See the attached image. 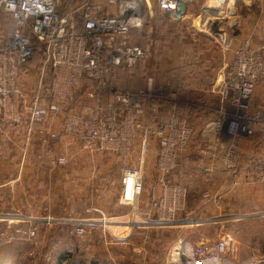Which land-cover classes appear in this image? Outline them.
<instances>
[{"label":"built area","instance_id":"1","mask_svg":"<svg viewBox=\"0 0 264 264\" xmlns=\"http://www.w3.org/2000/svg\"><path fill=\"white\" fill-rule=\"evenodd\" d=\"M155 4L171 17L179 8V0H155ZM141 5L140 0H106L105 4L82 0L75 6L65 5L64 0H0V8L13 20L12 32L5 40H0V131L24 121L27 115L26 134L28 137L34 134L38 145L47 146L59 133L44 126L33 127L34 124L64 112L74 94L81 87L86 88V95L94 100V105L85 115L65 112L60 133L89 154L111 153L126 160L136 155H132L134 147L140 145L137 161L126 166L120 176L119 201L130 204L135 210L142 194L146 141V126L140 113L144 107L156 114L164 102L154 100L145 105L142 90L132 92L114 86L109 77L117 67L131 66L145 53L142 46L128 39L129 31L141 21ZM220 39L223 48H231L229 34L222 32ZM35 59L40 60V75L48 66L49 83L46 92L44 85L39 83L29 94L21 80ZM263 79L264 43L255 46L247 41L239 43L233 48L231 60L217 86L221 116L206 123L201 131L207 154L213 147L222 150L220 160L225 170L235 172L237 138L253 135L258 124L264 129V113L251 109V96ZM101 97L105 99L100 101ZM168 98L171 102L167 103V115L153 129L157 140L155 169L160 192L152 207H158L161 212L156 224L172 223L175 213L182 208L187 190L170 182L169 176L195 132L186 110L177 105L173 96ZM223 106L230 108L233 114L224 113ZM139 133L142 138L138 137ZM249 161L244 170L245 179L257 184L264 200V157ZM52 162L66 164L68 158L58 155ZM202 170L210 173L213 168L206 164ZM84 221L94 225L95 222L103 224L106 219ZM105 227L103 224L104 233ZM85 231L80 225L74 226L70 233L82 237ZM222 235L213 241L202 238L191 248L179 244L171 251V256L192 257L199 263L221 260L230 246L228 237ZM37 238V227L27 225L13 228L6 240L33 243ZM28 256V264H37L35 252H29ZM179 260L173 262L179 263Z\"/></svg>","mask_w":264,"mask_h":264},{"label":"rangeland","instance_id":"2","mask_svg":"<svg viewBox=\"0 0 264 264\" xmlns=\"http://www.w3.org/2000/svg\"><path fill=\"white\" fill-rule=\"evenodd\" d=\"M81 1L64 0V4L75 6ZM96 1L101 4L106 2ZM140 1L141 21L129 31L128 36L131 41L141 45L145 53L133 65L121 66L114 70L109 79L112 85L122 89L132 92L142 90L145 105L154 100L164 102L156 114L144 107L140 113L146 126L144 158L145 161H153L149 163L153 167L148 168V176L143 174L142 196L149 200L153 192L157 193L159 186L154 168L153 129L154 125L166 116L167 103L171 102L168 96H173L177 105L186 110L194 128L195 125L203 128L206 123L221 116L219 111L222 104L217 90H212V83L216 74L229 64L232 55L229 49L222 48L221 39L214 27L200 26V19L176 20L161 12L154 0ZM12 26L9 14L0 9V35L7 34ZM39 64V59L33 60L31 67L22 75L21 82L29 94L37 89L39 83L44 84L46 92L49 68L46 66L43 75H40ZM195 86L199 89H194ZM39 92L43 93V90L39 89ZM91 103L93 104L94 100L88 99L86 88L81 87L67 103L62 114L72 111L84 115L86 110H90ZM223 110L228 115L233 114L230 108L223 106ZM195 133L196 130L193 136ZM141 135L139 133L138 137ZM79 150L89 155L88 152L80 148ZM135 153H139L137 146L134 147L132 155ZM110 156L113 157H110L111 164L106 168V172H100L99 176L103 180L96 181L95 186L87 185L85 170L83 171L84 175L79 183L78 213L86 212V205H95L105 212L108 211V215L109 211L127 214L130 210L132 214L113 219L96 210L101 215L100 219L105 218L107 221L105 233L101 222L91 225L87 224L91 222L79 220L68 224L65 229L68 235L66 243L72 245L73 251L59 249L54 253L39 254L37 264H172L175 259L180 258L174 254L171 256V251L179 246L180 240L194 243L204 238L213 241L222 234L228 237L230 245L229 252L223 257L227 260L238 255L239 261L243 262L264 253V200L256 183L249 182L250 186L243 189L236 185L235 174L216 170L214 164H211L213 171L209 174L202 173L203 175L197 173V180L191 182L189 187L181 181L180 156L179 165L173 173L176 181L172 183L184 186L187 195L182 208L175 213L172 223L156 224L161 215L158 207H154L153 212L145 210L140 213L130 204L118 202L121 189L119 190L117 178L120 177L124 164L117 155ZM95 165L99 168L102 162H95ZM251 195L258 197V205H255V199L251 206L246 204ZM80 225L86 229L82 237L70 233L74 226Z\"/></svg>","mask_w":264,"mask_h":264},{"label":"crops","instance_id":"3","mask_svg":"<svg viewBox=\"0 0 264 264\" xmlns=\"http://www.w3.org/2000/svg\"><path fill=\"white\" fill-rule=\"evenodd\" d=\"M220 12H224L227 18H222ZM174 18L176 20L200 19L202 21L200 26L214 27L213 29L216 30V34H219V38L222 32L229 34L232 37V45L229 48L231 55L233 48L243 41H247L252 46L264 43V0H194L186 2L180 18L175 16ZM208 19L210 21H206ZM216 20L220 22L219 27L222 30L213 26L216 24ZM225 68L216 74L212 83V90H217ZM194 89L199 88L195 86ZM90 106L92 103L89 108ZM251 107L252 111L260 110L264 113V79L254 89L251 96ZM88 112L86 110L85 114ZM63 114L48 117L42 123L34 124L33 127L44 126L48 130L59 133L55 140L49 141L48 145L44 147L38 145L34 134L29 137L26 134L28 123L25 118L27 115L24 116V121L5 126L0 131V264H27L29 262L28 254L31 251L35 252L38 258L39 254L54 253L59 249L72 252V245L66 243L68 235L65 229L68 224L79 220H98L101 215L96 210L101 211L102 215H108V211L105 212L95 205H86L84 208L86 212L79 214L78 197L79 183L80 180L82 181L81 176L84 175L83 171L85 170L87 185L95 186L96 181L103 180L99 174L106 172V168L110 166V159H113L110 156L112 154L88 155L80 151L75 142L60 133ZM195 128H198V125H195ZM201 129H195L196 133L191 142L180 155L181 165H178L182 173L181 181L190 187L191 182L198 177L197 173L209 174L202 170V166L214 164L216 170L235 174L236 185L247 189L250 185L245 179L244 170L250 163L249 159L264 157V129L262 125L256 126L253 135L237 138L238 162L235 172L223 168L220 160L221 149L213 147V150L207 154L206 143L200 134ZM155 141L154 138V168L157 151V141L156 144ZM137 148L139 150V144ZM58 155H65L68 162L66 164H54L52 158ZM138 157L139 155H136L130 160L120 158L125 168L128 165H133ZM100 161L102 166L96 168L95 162ZM150 162L153 161H145L143 156L144 176L145 174L148 176V168L153 167ZM83 165L84 167H80ZM175 171L174 169L170 175V182L176 181V176L173 174ZM117 183L120 190V177L117 178ZM159 192L158 186L157 193L154 194L153 192L149 200L141 194L136 211L140 213L145 210L146 212H153L152 202L157 198ZM254 199L255 205H258L260 203L258 197L252 195L246 204L251 206ZM118 202L121 203L119 200ZM109 213L108 216L113 219L132 214L131 210L127 214H116L111 211ZM182 221L180 220V222ZM106 223L107 221H103V224L106 225ZM27 225L37 227L38 238L36 242L32 243L21 239L6 240L13 228ZM195 242L180 240L179 244L191 248ZM179 261V263L173 262L172 264H264V253L252 256L243 262L239 261L238 255L234 258L231 256L229 260L223 258L202 263L197 262L192 257H181Z\"/></svg>","mask_w":264,"mask_h":264},{"label":"water","instance_id":"4","mask_svg":"<svg viewBox=\"0 0 264 264\" xmlns=\"http://www.w3.org/2000/svg\"><path fill=\"white\" fill-rule=\"evenodd\" d=\"M185 6H186V2L184 0H179V8L177 11H175L174 13V16L177 17V18H180L184 12V9H185ZM230 14H231V11H230ZM220 16L222 18H227L226 14L224 12H220ZM220 20V19H219ZM214 26H217V29H220L222 30L219 26H220V22H218V20H216V24ZM184 222V221H182Z\"/></svg>","mask_w":264,"mask_h":264},{"label":"trees","instance_id":"5","mask_svg":"<svg viewBox=\"0 0 264 264\" xmlns=\"http://www.w3.org/2000/svg\"><path fill=\"white\" fill-rule=\"evenodd\" d=\"M1 9V8H0ZM3 10V9H2ZM4 11V10H3ZM6 12V11H5ZM10 16V15H9ZM11 17V16H10ZM11 20H12V18H11ZM12 22H13V20H12ZM133 29V28H132ZM131 29V30H132ZM12 30H13V26H12V28H11V30L7 33V34H4V35H0V40H5L8 36H9V34L12 32ZM130 30V31H131ZM130 34V33H129ZM128 39H129V41L131 42V43H133V44H138V43H136V42H134V41H131L130 40V37L128 36ZM139 45V44H138ZM141 46V45H140ZM36 60V59H35ZM121 67V66H120ZM117 68H119V67H117ZM116 68V69H117ZM50 75V70H49V73H48V76ZM49 81V80H48ZM110 81V80H109ZM49 82H47V84H48ZM44 85V84H43ZM101 100H103V98L101 97L100 98V101ZM167 112H168V110H167ZM166 115H167V113H166ZM166 117V116H165ZM188 121H189V123H191V121H190V119H189V116H188ZM192 124V123H191ZM59 264V263H58Z\"/></svg>","mask_w":264,"mask_h":264}]
</instances>
